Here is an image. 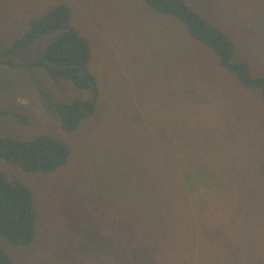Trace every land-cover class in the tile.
<instances>
[{
    "label": "rangeland",
    "instance_id": "374dc122",
    "mask_svg": "<svg viewBox=\"0 0 264 264\" xmlns=\"http://www.w3.org/2000/svg\"><path fill=\"white\" fill-rule=\"evenodd\" d=\"M188 2L234 39L237 59L248 62L256 75L264 76V0ZM40 3L67 5L72 25L88 39L90 67L102 93L97 115L102 122L99 132L87 130L81 135H63L57 127L43 96L69 100L76 91L70 83L53 82L25 65L42 52L49 37L13 56L21 66L0 65V108L7 114L2 119V134L19 139L54 134L65 139L73 151L69 165L53 176L18 174L34 192L40 212L38 242L45 239L47 247L46 253L29 255L3 245L17 264H49L43 254L51 253L50 243L60 241L48 237L55 235L58 218L62 214L73 217L89 196L87 185L75 177L89 179L95 174L94 166L115 168L119 160L137 169L143 163L144 135L146 142L150 138L149 144L153 140L151 152L159 153L160 144H167L171 134L181 167L205 168L218 178L216 192L199 190L204 200L222 201L231 195L233 187L228 184H233L230 175L234 167L242 177L240 167L264 150V110L255 104L256 95L217 74L211 53L190 40L180 22L157 14L142 0H0V43L8 38L9 24ZM187 138L195 141L191 148H186ZM165 161L150 156L148 164L155 168ZM6 171L13 173L11 167ZM253 192L249 190V194ZM208 204L200 214L203 218L217 206ZM243 206L247 211L246 204L240 209ZM194 214L191 210V216ZM38 242L33 247L38 249ZM206 247L204 243V250Z\"/></svg>",
    "mask_w": 264,
    "mask_h": 264
},
{
    "label": "trees",
    "instance_id": "16d2710c",
    "mask_svg": "<svg viewBox=\"0 0 264 264\" xmlns=\"http://www.w3.org/2000/svg\"><path fill=\"white\" fill-rule=\"evenodd\" d=\"M142 1L157 14L180 22L190 40L211 53L214 71L254 93L255 104L264 110V76L256 75L248 62L236 58L234 39L221 26L188 0ZM41 5L9 24L8 38L0 43V65L21 66L13 56L49 37L42 52L25 65L53 82L70 83L76 96L54 101L45 94L46 109L56 117L63 135L99 132L102 93L90 67L89 41L72 25L67 5ZM6 115L0 108V264H17L3 245L29 255L46 253L47 247L45 239L38 242L40 212L34 192L18 174L53 176L69 165L73 151L65 139L54 134L29 139L4 136L1 124ZM143 137L142 159L147 164L141 161L132 169L119 160L115 168L94 166L91 179L75 177L87 185L89 196L73 217L62 214L58 218L55 235L48 237L60 241L50 243L51 253L43 254L49 264H264V150L240 167L242 177L234 167L230 175L233 184L228 186L233 187L235 197L231 193L222 201H207L198 193L216 192L218 178L205 168L181 167L171 134L167 144H160L159 153H152L153 140L149 144L150 138L146 142ZM185 144L191 148L195 141L187 138ZM150 156L167 161L151 168ZM8 166L13 169L11 175ZM208 202L217 206L203 218L200 214L209 207ZM243 204L247 211H243L245 206L240 209ZM36 242L40 243L38 249L33 247Z\"/></svg>",
    "mask_w": 264,
    "mask_h": 264
}]
</instances>
